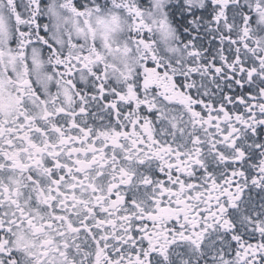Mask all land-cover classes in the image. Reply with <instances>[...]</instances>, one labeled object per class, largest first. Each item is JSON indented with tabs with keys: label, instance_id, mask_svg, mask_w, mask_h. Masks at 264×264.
I'll return each instance as SVG.
<instances>
[{
	"label": "snow or ice",
	"instance_id": "obj_1",
	"mask_svg": "<svg viewBox=\"0 0 264 264\" xmlns=\"http://www.w3.org/2000/svg\"><path fill=\"white\" fill-rule=\"evenodd\" d=\"M0 264H264V0H0Z\"/></svg>",
	"mask_w": 264,
	"mask_h": 264
}]
</instances>
